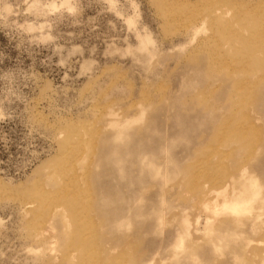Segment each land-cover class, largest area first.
Returning a JSON list of instances; mask_svg holds the SVG:
<instances>
[{"label": "rangeland", "instance_id": "rangeland-1", "mask_svg": "<svg viewBox=\"0 0 264 264\" xmlns=\"http://www.w3.org/2000/svg\"><path fill=\"white\" fill-rule=\"evenodd\" d=\"M260 29L264 0H0V264H264ZM244 166L247 207L203 204Z\"/></svg>", "mask_w": 264, "mask_h": 264}, {"label": "bare ground", "instance_id": "bare-ground-1", "mask_svg": "<svg viewBox=\"0 0 264 264\" xmlns=\"http://www.w3.org/2000/svg\"><path fill=\"white\" fill-rule=\"evenodd\" d=\"M236 18V17H235ZM237 18H239V17H237ZM237 20V19H236ZM228 22V21H227ZM259 29V28H258ZM249 34H251L250 32H249ZM248 34V35H249ZM250 36V35H249ZM258 36L259 37H261L262 38V43L260 44V45H262L263 46V48H264V34L261 32V29H260V31H259V33H258ZM252 37H254V36H252ZM249 40H250V38H249ZM250 48H252V47H250ZM196 59H197V57H196ZM195 59V60H196ZM196 61H198V63H200V59L198 58V60H196ZM209 66V65H208ZM207 66V67H208ZM249 66V65H248ZM248 66H247V68H248ZM212 67V66H211ZM249 69V68H248ZM264 76V75H263ZM262 77V76H261ZM257 81H258V79H257ZM258 82H260V81H258ZM261 83V82H260ZM263 83V82H262ZM254 85V84H253ZM257 85V84H256ZM261 85V84H260ZM258 86V85H257ZM261 87H262V85H261ZM262 89V88H261ZM262 92V91H261ZM264 94V93H263ZM262 97H263V95H262ZM129 127V126H128ZM115 130V139H114V142L113 143H121V142H124V138H125V136H122V132H124V131H127L126 129H120V128H115L114 129ZM113 132V131H112ZM108 137V136H107ZM107 137H105V138H107ZM108 140V139H107ZM102 141H104V138H103V140ZM96 144H97V142H96ZM105 144H107V143H105ZM98 145V144H97ZM108 145V144H107ZM100 146H101V144H100ZM105 146V145H104ZM121 147H123V146H121ZM120 147V148H121ZM95 149V148H94ZM120 150V149H119ZM85 154V153H84ZM122 155V154H121ZM113 156V155H112ZM111 156V157H112ZM116 157V156H115ZM112 158H114V157H112ZM111 158V159H112ZM115 160V159H114ZM102 162V161H101ZM116 162H118L119 163V161H116ZM106 163V162H105ZM157 163V162H156ZM106 165V164H105ZM166 165V164H165ZM95 166V165H94ZM97 166V165H96ZM162 167H163V165H162ZM92 168V167H91ZM95 168V167H94ZM166 168V167H165ZM95 170V169H94ZM90 171H91V169H90ZM98 172V171H97ZM247 172H248V168L246 167V166H244V167H242V169H240V172L238 173V174H236V175H234V176H232L229 180L227 179V181H226V183L224 184V185H222V188L220 187V190H218V189H212V190H210V191H206V193L205 194H203V198H204V202H203V204H209V201L210 200H213V202L215 201V203H212V205H213V208H211L212 210H214V208H215V205H217L218 204V200H217V198H218V196H221V194L222 193H226V194H230V197H228V198H225V199H222V201L223 202H225L227 199H229V201L230 202H232V204H233V206H234V210L232 211L233 213H237L238 211H240V210H237V209H235V208H237V207H242V208H244V207H247L248 205H249V203H250V200H249V198H248V194H247V189L248 188H250L252 185H253V178L252 177H249V176H247L246 174H247ZM95 178V177H94ZM88 179V178H87ZM84 180V179H83ZM82 181V180H81ZM83 182V181H82ZM90 183H92L91 182V180H90ZM89 183V184H90ZM80 184H82V183H80ZM85 185V184H84ZM81 189H83V188H80V190ZM76 191H77V189L76 190H73V193L70 195V196H65V197H63L62 198V200H63V202H64V204H66V205H68L69 207H70V209H71V211L76 215V218L78 219V217L80 216V213H81V211H80V208H78V204H79V199H78V197L76 198V197H73L74 196V194L77 196V194H76ZM79 192V191H78ZM219 194V195H218ZM187 198V197H186ZM202 198V199H203ZM56 199H58V198H56ZM221 199V198H220ZM98 200V199H97ZM217 200V201H216ZM59 201H61L60 199H59ZM200 201V200H199ZM202 201V200H201ZM97 202V201H96ZM90 203H91V201H90ZM46 204V203H45ZM28 205H29V207L31 208L34 204H33V202H31V201H29V203H28ZM26 206V205H25ZM87 206H89V205H87ZM204 206V205H203ZM27 207H25V209H26ZM205 209L207 208V207H204ZM57 211H59V209L58 208H55V211L54 212H57ZM208 218H206L205 219V221L203 222L204 223V228H206L207 230H210V228L209 227H207L208 225H209V223H208ZM248 221H251V220H248ZM257 222H258V220H256ZM250 225V224H249ZM89 226H90V223H89ZM254 226H255V224H254ZM262 227V226H261ZM211 230H214V229H212L211 228ZM46 231H47V229H46ZM251 240H253V239H250L249 241H251ZM264 241V239H257L256 240V242H261V241ZM100 241V240H99ZM248 241V240H247ZM92 243V242H91ZM99 246V245H98ZM93 247H92V245H90V244H87V243H83L81 246H80V251L82 252V253H88V252H90L91 253V249H92ZM96 248V247H95ZM98 249V248H97ZM256 250V249H255ZM264 250V249H263ZM126 251V250H125ZM128 251V250H127ZM256 252V251H255ZM127 253V252H126ZM128 255H129V253H127ZM127 254H124V255H126L127 256ZM133 254V253H132ZM256 254H257V252H256ZM130 256V255H129ZM135 256V255H134ZM137 256V255H136ZM122 257V256H121ZM128 258H130V257H128ZM133 258V257H132ZM138 258H139V255H138ZM137 258V259H138ZM131 259V258H130ZM130 259H128L129 261H130ZM140 259V258H139ZM142 260V259H141ZM129 261H127V262H129ZM131 262H133V260H131ZM130 262V263H131ZM139 263L138 264H147V263H142V262H140V261H138ZM134 263V262H133ZM136 263V262H135ZM132 264V263H131ZM137 264V263H136Z\"/></svg>", "mask_w": 264, "mask_h": 264}]
</instances>
